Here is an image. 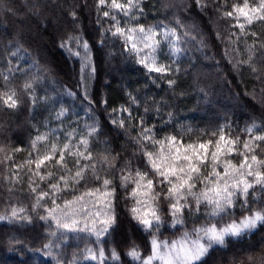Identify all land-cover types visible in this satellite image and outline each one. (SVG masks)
<instances>
[{"label": "trees", "instance_id": "trees-1", "mask_svg": "<svg viewBox=\"0 0 264 264\" xmlns=\"http://www.w3.org/2000/svg\"><path fill=\"white\" fill-rule=\"evenodd\" d=\"M255 2L257 0H249L250 4ZM202 3L206 5L203 10L196 6L195 0H142L144 12L140 16V23L150 25L164 22L177 27L182 33L183 29L176 25L179 18L196 37L183 45L185 51L178 61L166 60V64L171 65L170 72L148 74L142 65L136 63L135 57L125 51L123 41L113 37L111 32H105L103 44L100 43L102 28H110L112 21L103 16V11L108 10L106 7L97 13V0H5V7L0 8V67L7 69L10 58L13 66L18 64L23 69H28L35 62L39 69L35 94L48 99H41L34 108L26 100L16 110L2 106L0 102V147L4 149L0 152V213L8 215L13 206H25L33 216L31 224L0 221V264H54L52 257L36 251L49 237L44 222L32 213L34 196L29 189L32 174L24 163L30 153L35 159L37 150L41 154L44 152V142L33 150L31 140L48 128L59 130L56 135L60 137L62 145L67 131L75 128L86 134L87 129L83 128L85 123L96 121L100 125V134L92 138L90 147L97 167L106 169L114 180L117 189L115 205L120 219V227L107 237L104 244L106 264H113V247L121 257L116 264H134L125 255L130 242L139 245L145 257L151 252L152 233L144 232L128 212L134 205V199L128 195L134 184L130 183L126 190L120 186L121 169L126 161H131L133 174L137 167L151 173L139 146L133 140L140 130L141 116L144 117L145 127L154 126L157 139L171 133L178 138L182 135L185 144L195 141L201 129L210 133L221 125H230V129L225 131L230 132L233 139L239 136L240 144L249 137L245 128L252 122L261 125L258 132L264 134V22L257 21L246 26L248 34L240 35L239 44L235 45L230 43L237 39L232 33L239 34L240 29L235 26L234 19L223 17L222 12L231 11L234 3L242 4L243 0H215L214 3L202 0ZM217 8L221 11H216ZM73 11L76 13L75 20L70 15ZM98 18L101 23L97 22ZM217 33L220 38H217ZM77 34L91 45L95 66V76L89 88L93 101L91 119L85 116L88 101L84 100L80 87V61L69 56L66 48L60 46L68 36ZM201 37L206 41L204 48L197 42ZM248 45L254 46L252 66L242 64L239 70L234 69L233 63L248 60ZM18 46L22 49L19 60L10 55ZM235 47L239 48V55L232 51ZM226 49L232 63L225 55ZM252 67L257 71L253 72ZM37 68H33L32 72H36ZM13 75L16 77L14 83L19 88L24 77L20 72ZM168 80H175V84L169 87ZM68 91L76 95L70 96ZM129 93L137 98V103H130ZM121 105L131 107L134 117L131 125L127 120L128 112L119 111ZM61 107L68 110L63 124L55 119V112ZM113 109L117 111L113 112ZM121 116L126 121L124 129L111 123V119L118 120ZM46 121L48 128H45ZM182 125L184 133L180 131ZM189 127L193 132H187ZM207 138L204 136L202 139ZM75 139L78 140L79 136ZM17 148L21 151H14ZM109 153V161L116 157L115 168L109 169L103 162V157ZM255 154L259 159H264V142H258ZM235 157L239 160L237 155ZM52 165H55V159L47 168L42 166L40 170L44 175L49 170L56 173L50 180L40 181L38 176L32 177L42 189L47 190L49 183L59 179V166ZM69 167H73L71 158ZM31 168L35 171V163ZM100 183L93 181L87 186L99 187ZM166 188L165 185L164 191ZM9 189L12 191L9 192ZM156 190H160L159 185H156ZM83 191L85 185L82 182L74 192H61L57 203L63 204L65 198L71 199ZM249 200H253L252 195ZM47 204L51 206V201H47ZM159 207L164 221L169 222L171 217L163 198ZM253 207H264V193L257 187ZM39 211L43 213L44 210L41 208ZM243 214L237 208V218ZM185 218L186 227L191 229L194 226L193 218L187 212ZM203 219L201 215L195 224L202 223ZM183 231L181 226L173 230L163 226L156 235L161 241L171 242L178 239ZM86 246L98 248L94 237L91 240L73 238L62 248L54 249V252L59 253L61 264H69L74 254L80 264H97L96 261L84 259ZM208 264H264V226L241 238H229L227 248L213 252Z\"/></svg>", "mask_w": 264, "mask_h": 264}, {"label": "snow or ice", "instance_id": "snow-or-ice-1", "mask_svg": "<svg viewBox=\"0 0 264 264\" xmlns=\"http://www.w3.org/2000/svg\"><path fill=\"white\" fill-rule=\"evenodd\" d=\"M210 2L214 3L215 0ZM195 3L201 10L206 7L202 0H195ZM3 7H5V0H0V8ZM103 7L108 9L103 11V16L109 18L112 25L108 29L102 28L100 43L103 44L104 33L111 32L113 37L123 41L125 51L130 56H134L136 63L142 65L148 74L153 72L163 74L171 71V65L159 61V54L164 46L168 49L166 55L172 57L175 62V57L185 51L183 45L189 39H196L189 27L179 18L176 19V25L183 29L182 33L177 27L169 26L164 22L150 25L139 23L140 16L144 12L142 0H126V3L121 0H111L110 3L108 0H97V13H100ZM216 11L221 9L217 8ZM70 15L73 20L76 19L75 11ZM222 15L236 20L235 26L239 27L240 33L233 32L232 35L237 39L230 43L238 45L240 35L248 34L246 25H252L257 21L264 22V0H257L254 4H250L249 0H243L242 4L234 3L232 10H225ZM120 16L124 17L123 26ZM241 17L244 22H240ZM97 22L101 23L99 18ZM251 35L257 34L251 33ZM217 38H220L219 33ZM197 42L201 48L207 46L203 37ZM60 46L66 48L69 56H74L80 61V87L84 100L88 101V105L85 106V116L91 119L93 101L89 95V88L90 81L95 76L91 45L77 34L68 36ZM21 51V47L18 46L10 55L19 60ZM232 51L239 55L238 47L233 48ZM247 51L249 52L248 60L233 63L234 69L239 70L242 64L252 66L254 46L248 45ZM225 55L228 56L227 49ZM228 59L229 63H232V57L228 56ZM33 68H37L35 62L28 69L20 68L18 64L13 66L11 58L8 60L7 69L0 67L2 106L16 110L26 100L31 102L33 108L41 99L47 101V97L41 98L35 94V86L39 82V69L32 72ZM252 71L256 72L257 69L252 67ZM15 72H20L24 77L19 88L14 83ZM168 84L172 87L175 80H168ZM67 94L76 95L71 91ZM129 96L131 104L137 103L136 97L131 93ZM104 103L106 104L107 101ZM116 111L113 109V112ZM119 111L128 112L127 120L131 125L134 120L131 107L121 105ZM147 111L148 109L145 108V112ZM67 113L68 110L61 107L55 112V119L63 124ZM111 123L121 129L126 126L123 116L118 120L111 119ZM144 124V117L141 116L140 130L133 140L139 146L146 167L151 169V173L137 167L133 174L131 161H126L120 175V186L125 190L130 183L134 184L128 194L135 200V204L128 209L131 219L136 221L144 232L152 233L151 252L146 257L141 254L139 245L135 242L129 243L125 255L130 257L134 264H208L213 252L227 248L229 238H241L245 234L254 232L258 227L264 226V207H253L255 187L260 186L261 191H264V159H259L255 154L257 142H264V134L254 135L244 140L243 150H240L237 147L240 144V137L233 139L230 132L225 131L230 129V125H221L210 133L206 129H201L195 141L185 144L182 135L178 138L176 134L171 133L157 139L154 126L145 127ZM45 128H48L47 121ZM84 128L87 129L86 134L75 128L67 131L62 145L60 137L56 135L58 129L48 128L47 131L39 133L31 140V146L33 150H37V145L44 142V152L41 154L37 150L35 159L30 153L24 162L29 166L28 171L32 174L29 182V189L34 196L32 213L38 215L44 222L49 237L42 248L36 251L52 257L54 264H61L59 253L54 252V249L62 248L68 240L73 238L91 240L92 237H95L98 248L86 246L83 250L84 259L96 261L97 264H106L104 244L107 237L120 227L115 205L117 189L114 186V180L109 177L106 169L97 167L90 147L92 138L100 134V125L93 121V123H85ZM260 128L261 125L252 122L246 126L245 131L252 134ZM180 131L185 132L183 125ZM187 132L191 133L193 129L189 127ZM77 136H79L78 140L75 139ZM204 136L208 138L203 140ZM3 151L4 149L0 147V152ZM14 151H21V149L17 148ZM233 153L243 157L239 164L234 163L231 158ZM108 155L110 153L103 157V162L109 169L115 168L116 157H112L109 161ZM69 158L73 167H69ZM54 159L55 165L52 167L59 166V179L49 183L47 190L42 189L32 177L38 176L40 181L50 180L56 173L49 170L44 175L40 170L42 166L47 168ZM33 163H35V171L31 168ZM221 167L223 171H220ZM209 168L210 171L207 170ZM101 172L104 174L101 175ZM93 181L101 182L100 186L89 188L88 183ZM82 182L85 185V191L80 195H73L71 199L65 198L63 204L57 203L61 192H74ZM198 184L202 187L198 188ZM156 185L160 186L159 191L156 190ZM165 185L166 191H164ZM11 191L12 189H9V192ZM250 195L253 196L251 201ZM161 198L167 202L171 227L180 225L184 228L181 236L171 242L161 241L156 235L164 223L159 207ZM49 200L51 206L47 204ZM89 204L91 207H88ZM202 205L204 219L197 225L195 220L201 216ZM41 208L44 210L43 213L39 211ZM237 208L244 213L238 218ZM185 210L194 221L191 229L186 227ZM0 221H7L9 224L16 221L31 224L33 216L25 206H13L10 214L0 213ZM120 258V253L113 247L111 249L113 264L120 261ZM69 264H80L75 254Z\"/></svg>", "mask_w": 264, "mask_h": 264}, {"label": "rangeland", "instance_id": "rangeland-1", "mask_svg": "<svg viewBox=\"0 0 264 264\" xmlns=\"http://www.w3.org/2000/svg\"><path fill=\"white\" fill-rule=\"evenodd\" d=\"M110 2H111V0H110ZM121 2L126 3V0H121ZM119 18L121 19V21H122V26H123V20H124V17L120 16ZM240 22H244V21H243V17H241ZM139 23H140V22H139ZM236 23H237V22H236V20H235V24H236ZM246 26H248V25H246ZM238 28H239V27H238ZM167 52H168L167 46H164V47L162 48V51H161L160 54H159V61H160V63L166 64V60H170V61L173 62V58L170 57L169 55H166ZM181 56H182V53H181L180 55H178L177 57H175V62L178 61V60L181 58ZM139 65H140V64H139ZM153 73H156V72H153ZM158 74H162V73H158ZM163 74H165V73H163ZM83 128H84V125H83ZM258 134H262V133L258 132V130H257L256 132L250 134L249 137L246 138V139H249L251 136L258 135ZM234 139H235V138H234ZM246 139H245V140H246ZM257 144H258V142H257ZM237 147H238L240 150H243V143L239 144ZM235 156H236V154L233 153V154L231 155V158L233 159L234 163L239 164V162L243 159V157L237 155L238 158H239V160H237ZM207 170L210 171L211 169L209 168V169H207ZM220 171H223V168H222V167L220 168ZM249 179H251V178H249ZM197 187L200 188V187H202V185H199V184H198ZM256 187L259 189V191H261L260 186H256ZM261 192L264 193V191H261ZM134 204H135V200H134ZM88 207H91V204H89ZM203 211H204V206L202 205V206H201V215H202ZM185 212H187V210H185ZM163 226L167 227V228L170 229V230H173V229H174L173 227H171V220H170L169 222H167V223L164 221V223H163V225L160 227V229H161ZM176 227H180V225H177ZM176 227H175V228H176ZM160 229H159V230H160ZM94 238H95V237H94ZM163 241H165V240H163Z\"/></svg>", "mask_w": 264, "mask_h": 264}, {"label": "bare ground", "instance_id": "bare-ground-1", "mask_svg": "<svg viewBox=\"0 0 264 264\" xmlns=\"http://www.w3.org/2000/svg\"><path fill=\"white\" fill-rule=\"evenodd\" d=\"M108 3H110V1Z\"/></svg>", "mask_w": 264, "mask_h": 264}]
</instances>
